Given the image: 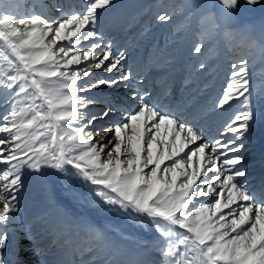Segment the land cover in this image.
I'll return each mask as SVG.
<instances>
[{"label": "snow or ice", "instance_id": "1", "mask_svg": "<svg viewBox=\"0 0 264 264\" xmlns=\"http://www.w3.org/2000/svg\"><path fill=\"white\" fill-rule=\"evenodd\" d=\"M219 3L230 16L239 0ZM54 7L57 16L0 13V89L7 92L0 113V264H25L21 250L33 238L10 226L24 175L44 176L49 169L82 178L107 205L150 225L160 259L146 264H264V193L254 196L239 180L246 171L238 141L255 119L247 60L231 64L216 104H243L219 133L231 138L209 141L196 116L185 119L184 110L165 104L169 88L154 99L139 87L143 78L133 83L126 50L104 41L100 19L118 0ZM202 49L197 42L193 52ZM121 86L127 101L90 95ZM98 103L103 108L91 111ZM93 238L110 247L99 231Z\"/></svg>", "mask_w": 264, "mask_h": 264}, {"label": "rangeland", "instance_id": "2", "mask_svg": "<svg viewBox=\"0 0 264 264\" xmlns=\"http://www.w3.org/2000/svg\"><path fill=\"white\" fill-rule=\"evenodd\" d=\"M180 1L118 0V7L102 14L99 29L104 36L108 28L112 27L111 25L115 26L112 33H116L117 30L125 27L126 24L128 27L136 25L139 18L142 19L140 21L141 24L150 22V24L148 23L149 28L145 29L146 31L144 30L141 35L150 36V50L155 49L154 51H156V59L160 62L158 63V68L175 62L182 54L187 53L183 68L184 75L189 71L191 72L190 76H198L196 78L207 77L206 85L208 87L203 88L205 91L210 89V87L213 88L212 86H214L215 82H218L220 84L218 98L221 97L222 91L226 88L231 64L242 59L247 60L250 88L252 90L250 103L255 115L258 110L263 111L264 86L262 85L264 84L262 83H264V80H261L259 71L261 66L264 65V0H260L255 5L248 4L247 0H239L238 7L235 8L236 14L232 12V16L225 15L219 0H185L181 5ZM82 2L83 0H0V13L10 14L16 18H26L32 14L57 16L59 14L56 12L54 5L62 6L65 11H68L73 8L79 9ZM161 13H167L171 19L161 24L156 20V16ZM208 13L214 14L215 18L209 16ZM257 23H259L258 27H262L259 32L253 29V26ZM197 42L203 43L202 52L199 54L193 52V47ZM201 63L205 65L204 69H199V64ZM190 68L191 70H189ZM148 72L144 76L149 74ZM95 75L100 76L104 75V73L97 71ZM159 80L161 79H157V82ZM177 81L172 79L164 84L160 91L162 92L167 87L170 89V94L177 93L181 87L179 83L176 85ZM157 82L153 81L151 83L150 91L159 87ZM115 90L116 88L94 90L90 95L98 96L101 99H114L116 96ZM199 95L200 93L197 96ZM6 98L7 92L0 89V113H3L6 109V105L3 103ZM233 107L241 110L243 104L237 99L230 106L216 108L218 113H220L221 120H225L220 124L216 135L210 138L211 140L223 139L226 141L231 138H222L219 133L222 131L223 125L234 115V113L228 114ZM102 108L103 104L99 103L90 106L91 111H99ZM110 119H116V117L113 116L109 119L96 121L95 128L106 127ZM95 128H93V131H95ZM254 130L255 132H252V134L257 136L254 137L255 143H257V140L262 139L264 134L255 125L251 128V131ZM261 139L258 141V143L261 141L260 146L257 144L258 151L263 150V156L264 140L262 139V141ZM259 153L261 154V152ZM23 182L24 187L19 193L17 220L14 225L10 226V229H16L17 224L19 225L25 221L27 223L38 222L47 232L43 237L35 239L33 241L35 244L47 240L51 235V231L55 228L59 229L58 227H60L63 232L65 228L67 230L70 225L68 218L70 216L79 218L81 215H77V212H75V210L77 211L76 207L80 203H85L86 208L91 211L90 213L94 218L93 222L83 224L85 232L90 233L92 236V241L89 243L90 248L89 246L88 248L95 250L97 247V251L101 249L99 252L95 250V253L92 251L94 258L104 256L109 247L101 245L93 238V230L99 231L106 239L107 244H111V241L119 243L117 240L119 238H113L115 237V231L120 230L122 222L127 220L135 230L146 236V242L150 240L149 243L152 244L153 248V259H160L159 254L155 251L157 239L155 230L142 218L138 219L135 215L126 213L118 206L107 205L97 195L94 187L85 183L82 178L71 172L60 173L58 170L49 169L44 176L25 174ZM70 208L74 213L71 212ZM67 213H69V216ZM29 226L26 224L25 228ZM104 229L108 233L111 232V234L109 233L108 235ZM23 248L21 255L23 254ZM47 252L45 250L40 252V254H47ZM33 256L27 255L26 258L29 259L31 257L30 259H32Z\"/></svg>", "mask_w": 264, "mask_h": 264}, {"label": "bare ground", "instance_id": "3", "mask_svg": "<svg viewBox=\"0 0 264 264\" xmlns=\"http://www.w3.org/2000/svg\"><path fill=\"white\" fill-rule=\"evenodd\" d=\"M184 1L185 0H181L180 5ZM232 12L236 14L235 9ZM232 12L230 14L231 16ZM141 20L142 19L139 18L136 25L131 27H128L126 24L125 27H121L116 33H112L114 32L113 28L115 26L111 25L112 27L108 28L104 34V41H112L114 49L126 50L127 64L134 76L137 77L133 80V83H137L138 79L143 78V83L139 85L140 88L150 89V85L153 81L157 82V79H161L157 82L159 87L152 90L154 99L156 98L157 93H161L160 88L164 86V84L170 82L172 79H176V81L178 80L176 85L178 83L181 85L179 91L175 94L171 93L169 97L165 99V104H170L173 108L184 110L183 116L185 119L190 116H196L198 118L199 127L202 128L206 139L211 141L210 138L216 135L220 124L225 120H221L220 113H218V110L216 109L217 107H215L220 84L215 82L214 86H212L213 88L210 87V89L205 91L203 88L208 87L206 85L208 81L207 77L196 78L198 76H190L191 72L189 71L184 75L183 68L187 53L182 54L177 58L178 61L175 60V62L168 64L165 63L166 65L158 68V63L160 62L156 59V51H154V48V50H150V36L145 37L146 35H141L145 29L147 30V28H149L148 26L150 22L141 24ZM160 23L162 24V22ZM258 24L259 23L254 25L253 29L259 32L262 27H258ZM184 49L186 48L184 47ZM149 70L150 72H148ZM189 70H191V68ZM146 72L149 74L144 76ZM259 75L262 78L261 80H264V65L261 66ZM188 76H190V78H188ZM150 80L152 81L150 82ZM180 89L182 90L180 91ZM125 90L126 89L123 86L116 88V96L114 99L117 100V102L127 101V91ZM199 93L200 95L197 96ZM237 111L238 108L233 107L228 114H233ZM254 125L260 132H262V134H264V103L263 111L258 110L256 112L255 119L252 121L247 134L243 139L238 141V144H243L244 146L240 154L244 157L242 167L243 170L246 171V176L239 178V180L254 196L259 197L264 193V155L262 156L263 150L258 151V144L260 146L261 143V141L260 143H258V141L261 138L257 140L258 144L255 143L254 137L257 136L252 134L255 130L251 131V128H253ZM224 137H231V135L229 134ZM262 139L264 140V137ZM259 152H261V154ZM254 202L258 203L259 200ZM61 203L63 204V202ZM76 209L77 211L75 210V212H77V215L81 216L79 218H74V216L72 218L70 216L68 218L70 225L67 230L65 228L63 232L60 227H58L59 229L55 228L51 231V235L47 240L40 241L36 244L38 245V248L36 249L33 248V241L37 238L43 237L47 231H45L41 227L42 225L38 222L27 223V221H25L16 225L15 231L19 236L23 237L25 232L30 231L33 238L32 241H24L25 245L22 251V258L25 261V264H146L147 261L154 260L152 244L149 243L150 240L149 242H146V236L140 231L135 230L127 220L122 222L121 229L118 228L120 230L117 232L115 231V237H113L114 235L112 236L113 238H119L117 239L119 243L111 241L113 239L111 237L112 239H109L111 244L108 243L110 244V247L106 254L101 258H94L93 255L97 247L95 250L89 249V243L92 241V236L90 233H86L83 227L84 223L93 222L94 218L90 213L91 211L86 208L85 203L78 204ZM70 210L68 209V211ZM78 212L80 213L78 214ZM69 213H67L68 216ZM72 213H74V211ZM26 224L30 226L25 228ZM105 231L108 233L107 230ZM109 233L111 234V232ZM115 249L117 250L115 251ZM45 250L48 251L47 254H40V252ZM92 251H94V253ZM44 254L46 255L44 256ZM27 255L35 256H33L32 259H30L31 257L27 259Z\"/></svg>", "mask_w": 264, "mask_h": 264}]
</instances>
